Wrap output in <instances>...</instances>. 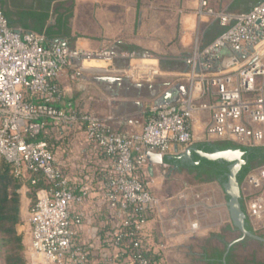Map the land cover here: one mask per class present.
<instances>
[{
  "label": "crops",
  "instance_id": "1",
  "mask_svg": "<svg viewBox=\"0 0 264 264\" xmlns=\"http://www.w3.org/2000/svg\"><path fill=\"white\" fill-rule=\"evenodd\" d=\"M206 1L208 6H203L202 0H0L14 17L48 13L45 29L52 34H42L48 44L63 42L91 53L72 60L59 76L62 96L56 105L62 110L92 113L112 131L131 134L141 131L163 104L186 102L197 107L191 144L174 142L166 152H156L162 156V163L149 159L147 152L151 150L144 145L133 149L135 158L146 155V162L136 174L154 195L157 178H163L169 168L192 175L168 160H183L192 146L204 148L203 143L227 141L207 132L214 114L213 105L219 101L217 88L211 85L209 77L238 68L254 52L246 49L238 53L232 46H225L209 62L204 55L205 48L236 23V17L251 11L263 0ZM224 15L231 18L227 24L222 22ZM14 29L35 32L21 24ZM257 51L261 57L264 39ZM202 104L209 107L200 108ZM42 131L51 135V149L73 191L87 190L84 201L72 207V217L83 220L81 225H75V239L89 245L94 261H98L103 250V231L106 233L107 226L118 225L122 219L117 210L110 208L105 195V176L112 167V159L90 140L82 122L61 126L49 121ZM244 190L242 185L247 206L251 196ZM27 191L26 185L24 204ZM158 200L144 228L149 240L152 224L161 219L164 210ZM19 230L24 233L28 261L45 264L31 249V223L22 220ZM194 249L191 246L188 250L193 257L198 254ZM194 263L191 259L189 264Z\"/></svg>",
  "mask_w": 264,
  "mask_h": 264
},
{
  "label": "built area",
  "instance_id": "2",
  "mask_svg": "<svg viewBox=\"0 0 264 264\" xmlns=\"http://www.w3.org/2000/svg\"><path fill=\"white\" fill-rule=\"evenodd\" d=\"M202 4L208 6L206 0ZM230 20L229 16H222L223 24ZM263 39L264 0L236 17V23L205 48L208 62L225 46L241 52L254 50L245 64L209 77L219 96L207 127L209 135L245 146H264V93L255 83L256 76L264 73L257 51ZM89 55L82 48L63 42L46 44L42 34L12 28L0 5V162L11 163L17 175L41 172L52 183L51 189L39 197L31 215V249L45 264H86L92 251L89 245L76 241L75 225H81L83 220L72 217L73 204L82 203L87 190L73 191L48 141L29 138L45 128L46 118L61 126L84 123L90 140L112 159V167L105 176V195L110 208L122 216L121 222L108 232V246L113 249L125 236L133 234L122 232L121 225L135 223L145 235V225L159 202L136 174L146 162V155L135 158L133 149L144 145L151 151L164 153L174 142L189 145L194 140L193 118L197 107L191 103L157 107L144 128L131 134L112 131L92 113H68L59 108L56 105L62 96L59 76L72 60ZM249 93L254 95L251 97ZM245 180L251 192L246 206L248 214L251 220L264 226V164L253 169ZM109 260L112 262V258ZM130 263L149 264V261L138 255Z\"/></svg>",
  "mask_w": 264,
  "mask_h": 264
},
{
  "label": "trees",
  "instance_id": "3",
  "mask_svg": "<svg viewBox=\"0 0 264 264\" xmlns=\"http://www.w3.org/2000/svg\"><path fill=\"white\" fill-rule=\"evenodd\" d=\"M5 16L8 19L9 25L11 27H16L18 24H21L24 29L32 30L38 32L39 34H45L50 36L51 31L45 29L46 23L49 19L48 13L41 14H26L21 17H14L10 14L8 10L0 2ZM45 43L48 42L45 40ZM50 119H45L46 125L49 124ZM45 125V126H46ZM51 135H46L43 131L38 133L33 137H29L32 140H46L48 141L50 147L52 145ZM215 146H218L220 149L226 148H235L239 147L244 152V159L247 161L244 164L239 172V180L241 183L245 180L247 175L256 167L264 164V146H245L237 144L233 141H217L214 143H203L201 147H204L205 151H212ZM252 152V154H250ZM258 159V161H255ZM171 163H178L182 169L185 168V165L182 164V160L171 159L168 160ZM212 166L216 165L221 168L216 170L217 174H209V176H203L202 172L199 171L196 175L197 180L201 182H217L223 188V183L227 180V173L229 171L228 165L220 164L215 161L202 160L201 164L195 167H190V173L195 169L202 168L205 165ZM187 166V165H186ZM13 165L6 161L0 162V264H28V259L25 254V243H24V233L19 230V225L22 222L21 218V206H20V193L18 188L21 184L28 186L27 195L31 198V208H34L36 203L39 200L40 194L45 191H49L52 187V183L45 177L41 172H30L32 175L30 177L25 176L24 174L14 175L12 173ZM224 170V171H223ZM224 173V176L220 178V174ZM21 181V182H20ZM224 190V188H223ZM226 200L228 201L229 196L224 191ZM242 205L244 210L247 213V226L250 230L256 231L255 226L252 223V220L248 214L245 200L243 198ZM135 218H133L134 220ZM122 232H133L130 236H125L120 244L113 249V247L108 246L107 238L108 232L112 230V227L106 228V233L103 231V237L101 242L102 251L100 252V260L94 261L95 258L92 255V251L89 254L88 261L86 264H131L135 256L142 255L145 257L149 264H161V254L156 252L151 245V241L147 236L142 233V230H139L135 223L129 225H121ZM225 230L227 231H237L233 222L227 225ZM221 238L222 243L227 244L224 237L218 236ZM215 238V236H213ZM250 238H246L243 241V244H246ZM138 243V245H136ZM237 246H233L231 249H238ZM92 250L91 247H89ZM218 250L222 251L221 247H217ZM221 256V253L219 254ZM112 258V262L109 260ZM230 259V256L228 257ZM252 263L264 264L256 255L252 256L250 260Z\"/></svg>",
  "mask_w": 264,
  "mask_h": 264
},
{
  "label": "rangeland",
  "instance_id": "4",
  "mask_svg": "<svg viewBox=\"0 0 264 264\" xmlns=\"http://www.w3.org/2000/svg\"><path fill=\"white\" fill-rule=\"evenodd\" d=\"M260 63L264 67V53ZM255 83L264 93V73L256 76ZM12 173L17 175L14 169ZM193 177L185 171L178 172L169 168L163 178H157V184L153 187L155 196L164 207L161 219L152 224L150 237L152 247L161 254V264H189L191 259L195 260L194 264H203L201 255L193 257V254L188 252L191 246L201 254L200 247L208 239H212V245L223 248L224 244L213 239V236L216 238L222 235L226 242H231L238 235L237 231L225 230L226 226L231 224V218L222 186L214 181L194 180ZM247 183V180H244L242 184L246 194L250 192L247 191ZM25 186L21 184L18 188L21 218L31 223V198L26 194V203L23 202ZM252 223L256 232L264 236V226L255 219ZM238 254L240 258L256 255L264 260V244L250 240L238 247Z\"/></svg>",
  "mask_w": 264,
  "mask_h": 264
},
{
  "label": "water",
  "instance_id": "5",
  "mask_svg": "<svg viewBox=\"0 0 264 264\" xmlns=\"http://www.w3.org/2000/svg\"><path fill=\"white\" fill-rule=\"evenodd\" d=\"M237 52L239 53V51ZM126 81L130 82L129 79H126ZM197 151L208 158H221L230 162L229 171L227 172V180L223 183V188L229 196L227 207L231 220L241 233V236L238 238V240L249 236L256 240L264 241V236H261L260 234H257L255 231L248 228L247 213L242 205L243 191L242 183L239 180V172L245 162L243 158L244 151L239 147L217 150L212 153L204 152L199 149H197ZM147 155L152 161H157L160 163L163 162V158L159 153L148 151Z\"/></svg>",
  "mask_w": 264,
  "mask_h": 264
},
{
  "label": "flooded vegetation",
  "instance_id": "6",
  "mask_svg": "<svg viewBox=\"0 0 264 264\" xmlns=\"http://www.w3.org/2000/svg\"><path fill=\"white\" fill-rule=\"evenodd\" d=\"M197 149L202 150L204 152H209V153L215 152L217 150H224V149H220L218 146H215L212 151H205L204 148H199L198 146H192L183 155V160H182V164L185 165V170L187 172L190 173V168L188 166H190V167L198 166L201 164L202 160H204V159L210 160V161H215V162H218L220 164H226L227 163L228 169H229V165H230L229 161L221 159V158H217V159L208 158V157L200 154L199 151H197ZM226 149H228V148H226ZM250 154H252V152H250ZM244 155H245V152H244ZM243 158H244V156H243ZM255 161H258V159H256ZM246 162L247 161L245 160L244 164H246ZM202 166H204V167L199 168V169H195L193 172H191V174L196 176L197 173L199 171H201L203 176L207 177V176H209V174L210 175L211 174L212 175L217 174L216 170L221 171V168L217 167L216 165L206 166V164H205ZM225 174L227 175V173H225ZM223 176H224V173H221L220 178H222ZM237 233H238V235L236 236V238L231 240V242H227V244L223 246L222 251L217 249L218 245H212V243H211L212 239H208L207 241H205L204 244L200 247L201 254H199V253L197 254V255H202L204 253L203 257L201 258L202 263L203 264H255V263H252V261H250L252 259V255L246 256L245 258H240L239 254H238V249L232 250L231 248L233 246L234 247L237 246V244H238V246H243L244 245L243 241L246 238H250V240H255L257 242H260L261 244H264V241H259V240H256L254 238H251L249 236H246L243 239L238 240V238L241 236V233L239 230H237ZM213 239L219 240L222 243L221 238H219V237H216ZM222 244H225V243H222ZM220 253H221V256L219 255ZM229 256H230V259H228ZM262 262L264 263V260ZM256 264H259V263L257 262Z\"/></svg>",
  "mask_w": 264,
  "mask_h": 264
}]
</instances>
